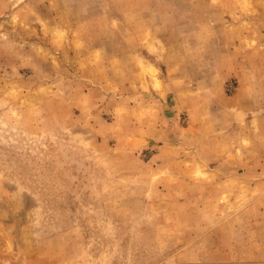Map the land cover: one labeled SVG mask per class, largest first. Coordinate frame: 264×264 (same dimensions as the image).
Listing matches in <instances>:
<instances>
[{"label": "rangeland", "instance_id": "1", "mask_svg": "<svg viewBox=\"0 0 264 264\" xmlns=\"http://www.w3.org/2000/svg\"><path fill=\"white\" fill-rule=\"evenodd\" d=\"M0 264H264V0H0Z\"/></svg>", "mask_w": 264, "mask_h": 264}]
</instances>
